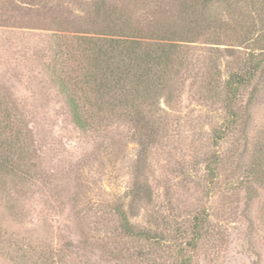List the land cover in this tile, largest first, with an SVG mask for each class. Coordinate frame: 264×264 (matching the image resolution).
I'll use <instances>...</instances> for the list:
<instances>
[{"label": "rangeland", "instance_id": "rangeland-1", "mask_svg": "<svg viewBox=\"0 0 264 264\" xmlns=\"http://www.w3.org/2000/svg\"><path fill=\"white\" fill-rule=\"evenodd\" d=\"M98 1L0 0V108L16 110L28 157L25 175L0 173V264H264V74L246 127L227 129L216 86L251 49L264 59V0H103L97 14ZM115 25L185 42L142 158L123 113L82 99L79 120L68 103L83 96L80 37ZM137 175L151 199L128 209L149 239L126 237L113 208Z\"/></svg>", "mask_w": 264, "mask_h": 264}, {"label": "trees", "instance_id": "trees-1", "mask_svg": "<svg viewBox=\"0 0 264 264\" xmlns=\"http://www.w3.org/2000/svg\"><path fill=\"white\" fill-rule=\"evenodd\" d=\"M216 1L226 0H203L204 8H209ZM104 3L103 0L94 3L93 11L96 10L97 14H100L105 9ZM109 29L108 33L83 34L80 37L76 53H79L84 72L78 76L76 84L81 86L79 90L82 91L83 96L78 98L75 94L68 93V103H70L72 114L79 120V101L82 99L93 108H97L100 113H123L140 127L135 135L139 145L138 156L142 158L148 148L147 142L156 137L154 125L165 118L163 115L159 117L161 120L153 117L154 113L159 111L155 107L162 97H167V101L172 98L170 92L166 93L170 88L168 80L179 77L180 63H184L179 55L185 47V42H172L171 38L165 40L161 37L145 36V39L141 35L122 34L123 30L116 25L110 26ZM262 32L254 40L255 42H264V31ZM175 40L185 41V39ZM255 49L257 48L246 52L244 57H239L237 67L231 70L226 78L218 77V80L222 82L221 85H216L222 88L218 95L222 98L226 113L225 124L230 130L238 125L246 127L247 121L244 123L242 121L250 118L247 104L250 105L257 89L254 83L261 73L264 74V59L258 58ZM260 53L264 55V52ZM176 65L180 66L179 70ZM253 85L255 87L247 96L245 90ZM61 86L66 91L67 86L63 81ZM246 99L248 102L245 105ZM16 115V110L12 107L0 108V155H2L0 156V173L4 170L5 175L23 176L25 172H20L21 169L14 167L16 161L19 164L21 160L22 162L28 160L23 152L17 156L21 131L16 127L18 122ZM215 162L208 166V171L212 175L217 170ZM128 197L127 201L126 196H121L115 200L118 202L113 204L115 212L120 217L122 231L126 237L149 239L152 231L146 228L138 229L128 209V206L133 209L135 204L148 202V199H151L146 183L138 175L134 179ZM204 222L205 218L195 216L193 232L197 234V237H200L205 227ZM42 264H49V262L45 260Z\"/></svg>", "mask_w": 264, "mask_h": 264}]
</instances>
